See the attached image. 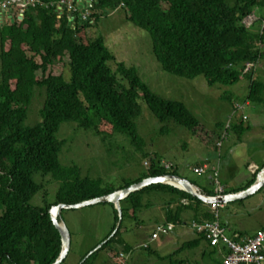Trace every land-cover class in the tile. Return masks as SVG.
Masks as SVG:
<instances>
[{
  "label": "trees",
  "instance_id": "16d2710c",
  "mask_svg": "<svg viewBox=\"0 0 264 264\" xmlns=\"http://www.w3.org/2000/svg\"><path fill=\"white\" fill-rule=\"evenodd\" d=\"M41 1L42 5L29 7L20 19L12 14L11 21L0 23V264H50L55 260L61 243L50 219L52 206L101 196L147 176L177 174L163 169L160 162L164 158L159 154L141 150L143 143L136 126L140 102L160 122L170 119L192 131L199 124L181 101L156 94L133 66L117 60L102 34L89 33L106 12L122 8L129 22L148 33L151 52L162 70L185 78L202 75L208 85H232L241 77L247 78L245 100L261 102L264 97V80L252 76L254 66L264 59V27L252 28L264 19V0H96L88 7L87 20L73 23L68 21L67 11L58 16L55 6L48 4L57 0ZM254 7L258 8L257 20L246 27L241 20ZM77 11L76 7L74 17ZM247 63L252 65L245 70ZM55 65H61V72L52 71ZM34 87L43 88L45 93L40 120L25 126ZM65 121L101 137L124 135L147 158L145 171L132 179L123 178L118 185L80 178L76 165L61 166L58 160L61 141L55 133ZM105 126L110 132L103 129ZM231 129L242 134L246 127L236 123ZM217 141L219 137L214 145ZM36 173L54 178L58 186L54 199L33 205L30 200L42 187L34 179ZM149 191L169 192L177 198L173 209L168 207L171 200L165 203L162 225L171 222L174 227V223L183 222L184 209L191 216L189 228L192 220L212 219L208 203L172 185L151 183L119 200L120 218L113 204L104 202L112 207V219L118 226L77 264H95L97 251L104 246L114 249L112 245L119 242L121 217L135 218L138 210L148 206L141 194ZM199 192L214 194L203 188ZM60 217L61 212L57 220ZM194 232L197 237L183 242L178 250L205 240ZM233 232L243 234L228 231ZM180 263L175 260L171 264Z\"/></svg>",
  "mask_w": 264,
  "mask_h": 264
},
{
  "label": "rangeland",
  "instance_id": "374dc122",
  "mask_svg": "<svg viewBox=\"0 0 264 264\" xmlns=\"http://www.w3.org/2000/svg\"><path fill=\"white\" fill-rule=\"evenodd\" d=\"M75 4L78 6L77 0ZM88 7L84 6L83 11H87ZM252 13L255 16L252 21L254 23L257 20V13L253 10L249 14ZM4 14H8V17L12 15L1 12L0 23L12 20V17L6 20ZM16 16L17 19L21 17V15ZM256 27H264V21L255 23L252 28ZM89 33L102 34L106 46L117 60L127 66H133L141 79L156 94L181 101L199 121L193 131L170 119L160 122L146 105L140 102V113L136 118V126L143 143L141 150L151 155L159 154L164 158L160 162L163 169L173 170L209 192H212L215 187L213 176H216V180L223 187V192L217 196L228 191H238L247 186L250 179L255 177L253 174L256 175L264 163V97L261 102L245 100L249 84L247 78L241 77L232 85L224 86L218 83L208 85L202 75L185 78L162 70L151 52L148 33L129 22L122 8L108 11L99 17L96 27ZM251 65L247 63L245 70ZM111 66L114 67V63L111 62ZM254 67L252 76L264 80V59H260ZM52 71L61 72V65L53 66ZM40 75V71H36V76L40 77ZM66 76L68 77V73ZM44 95L43 88L34 87L26 111L25 126L33 125L40 120L39 109L42 106ZM235 102H246V104L243 105L241 111L237 112L233 107ZM240 113L245 114L247 118L241 119ZM236 123L245 127L247 125L249 131L242 134L234 132L231 127ZM103 129L110 132L106 126ZM223 131H225V138L221 134ZM55 136L61 141L58 152L61 166L76 165L80 178L100 179L103 185H118L125 178L132 179L140 176L148 164L147 158L141 156L134 144L128 142L124 135L101 137L93 134L91 130L78 127L73 121H65L59 125ZM218 137L219 141L215 143L218 148L216 149L214 142ZM221 144H223L222 147H220ZM219 152H222L221 157L219 158L218 154L216 160L214 157ZM162 162L171 166L165 168ZM198 162H208L207 167L201 173L192 170L194 166H204L193 165ZM213 162L215 167L210 169V163ZM248 162H253L250 164L256 167L254 171L249 170ZM227 163L228 166H225ZM208 173L210 180L207 179ZM39 175V173L34 174V179L41 183L42 187L31 198L30 203L33 205L41 204L42 200L54 199V192L58 186L54 178ZM209 196L216 197V194L214 192ZM162 199V194L154 191L141 194L142 202L149 203L148 206L152 202H163V204L167 202ZM180 201L185 203V199ZM217 203L221 206L215 208L216 214L209 209L211 203H208V210L212 215L210 220L218 218L230 229L240 228L245 232H252L264 223V181L251 194L225 203ZM109 205V203L97 202L60 211L59 220L69 231L70 246L65 258L59 264H77L83 254L88 255L91 251H95L97 245L99 246L116 229L117 222H113ZM52 207L49 209L51 213L55 209ZM127 216L121 217L120 230L131 223L132 229L127 230L124 238L134 242L139 241V243L125 247V243L122 245L120 231H118L119 242L112 245L113 250L109 246H104L103 250L97 251L96 255H93L95 264H171L181 257L186 258V264H221L224 252L218 251L217 248L204 253H196L194 247L173 252L172 250L176 249L180 243L175 245L174 241L163 242L158 244L156 249L152 248L151 245L161 237L149 243V248L148 246L140 247L142 241L148 240L154 227L162 225V222L155 223L153 226L151 224L156 220L161 221L162 218L159 214H155L152 206L147 209L141 208L135 213V218ZM136 225L138 227L135 229ZM170 251L171 254L167 255ZM120 252L125 254L120 258L121 260L115 258ZM162 253L165 257L160 260L158 256ZM166 258L169 260L167 261Z\"/></svg>",
  "mask_w": 264,
  "mask_h": 264
},
{
  "label": "built area",
  "instance_id": "2783aa9c",
  "mask_svg": "<svg viewBox=\"0 0 264 264\" xmlns=\"http://www.w3.org/2000/svg\"><path fill=\"white\" fill-rule=\"evenodd\" d=\"M63 3L64 0L49 2L50 5L55 6L58 13L63 7L66 9H74L72 4L73 0H68V2L61 8L60 6ZM41 4H43L41 0H0V13L9 12L20 16L29 7H35L36 5ZM254 10L257 11L258 8L254 7ZM85 14L88 15L87 12H84L81 16ZM253 19H255V16L252 13L246 15L241 22L248 27ZM262 21H264V19H262ZM243 105L244 103L235 102L233 106L234 110L237 112L241 111ZM239 116L243 119L246 118L243 113H240ZM162 164L166 168L169 166L166 162H162ZM248 167L251 172L256 168L253 164H250ZM204 168L205 166H194L192 167V170L196 173H201L204 171ZM213 180L215 183L214 192L216 195H219L223 192V187L216 180V176H213ZM220 206L221 204L214 202L209 205V209L216 214L215 208ZM189 226L197 233L202 234L210 246L216 247L220 252H224L222 254L221 264H264V226L251 235H240L236 232L229 234L228 228L223 225L218 218L210 222L192 220L189 223ZM171 227L172 224H167L165 226L157 225L151 234V239L155 238L158 233H165ZM221 246L224 247V249H222Z\"/></svg>",
  "mask_w": 264,
  "mask_h": 264
},
{
  "label": "water",
  "instance_id": "95a60500",
  "mask_svg": "<svg viewBox=\"0 0 264 264\" xmlns=\"http://www.w3.org/2000/svg\"><path fill=\"white\" fill-rule=\"evenodd\" d=\"M95 1L96 0H77L78 7H80L82 10L85 5L91 6L92 2H95ZM263 170H264V165L261 168H259L252 183H250L247 187L241 190H238V191L227 192L216 199L210 198L209 196L198 192L197 187L193 183H191L188 179L180 175L173 174V173H162L156 176H147L145 178H142L138 182L131 183L127 187L114 190L110 193L103 194L101 196L85 199V200L72 203V204L58 203L53 206L56 208V214L52 215L51 211H49V214H50V219L52 221L53 226L56 228V230L59 233L61 244H60L59 254L55 258V260L50 264H59L65 258L69 250V245H70L69 231L67 230V228L65 227L62 221L57 220V216L59 215L61 209L78 208L84 205L94 204L97 202H110L114 205V208L117 211V216L118 218H120L121 212H120V206H119V199L151 183L171 184L175 186L176 188L182 189L183 191L197 197L198 199L206 203L213 202L215 200L218 202H227V201H231L234 199L242 198L256 191V189L264 181V173L261 174Z\"/></svg>",
  "mask_w": 264,
  "mask_h": 264
},
{
  "label": "crops",
  "instance_id": "0c3cea01",
  "mask_svg": "<svg viewBox=\"0 0 264 264\" xmlns=\"http://www.w3.org/2000/svg\"><path fill=\"white\" fill-rule=\"evenodd\" d=\"M8 16V14L6 15V17ZM250 102V101H249ZM245 115V114H244ZM246 116V115H245ZM246 118H247V116H246ZM246 131H249V127L246 125V130L243 132V133H245ZM252 141V140H251ZM223 146V144H221V146L220 147H222ZM218 149V148H217ZM218 154H219V158L221 157V154H222V152H219V153H217V155L214 157L216 160H217V158H218ZM250 163H253V162H248L247 164H250ZM255 164V163H254ZM264 164V163H263ZM193 165H204L205 167H207V165H208V162H198V163H195V164H193ZM215 167V163L213 162V163H210V169L212 168V167ZM225 166H228V163L225 165ZM251 173V172H250ZM252 174V173H251ZM207 179L208 180H210L211 178H210V175H209V173H208V175H207ZM195 185V184H194ZM196 187H197V189L200 191V189H202V188H200V187H198L197 185H195ZM213 191H214V189H213ZM162 194V197H163V199L162 200H166V201H170L169 203H168V207L169 208H171V209H173V208H175L176 206H177V198L175 197V194H173V193H169V192H162L161 193ZM158 197H160V196H158ZM158 198H156V200H157ZM157 201H159V200H157ZM167 203V202H166ZM110 206V205H109ZM150 206H152V208L154 209V212H155V214H159L160 215V217L162 218V220L161 221H157L156 220V222H154V223H152L151 225L153 226V224H158V223H163L164 221H165V203L163 204V202L161 203V202H152L151 203V205ZM150 206H145L144 208H142V209H147L148 207H150ZM110 211H112V207L110 206ZM138 211H140V210H138ZM181 216H182V218H183V222H180V223H174V227L171 229V230H167L165 233H161L158 237H161V238H159L155 243H153L152 245H151V247L152 248H154V249H156V247L158 246V244H162L163 242H170V241H174V243H175V245H178V243H179V245H178V247L183 243V242H185V241H190V240H193V239H195L196 237H197V234L191 229V228H189V227H187V223H188V221L191 219V216H190V213H189V211L188 210H185L184 209V211H182L181 212ZM145 220V219H144ZM142 221H143V219H142ZM139 222H140V220H139ZM138 222V223H139ZM224 225V224H223ZM225 226L227 227V225L225 224ZM264 226V223H262L261 224V226L259 227V228H257V229H255L254 231H252V232H245L244 230H241L240 228H232L233 230H235V231H240V232H242L243 234H240V235H251L252 233H254L256 230H258V229H260V228H262ZM136 227H138V225H136L135 226V229H136ZM175 227H177L176 229H174ZM228 228V230H230V228L229 227H227ZM131 223H129V225H127V226H124L121 230H120V234H119V236H120V239H121V241H122V245L124 244V246L125 247H128L129 245H133V244H137V243H139V241L138 242H134V241H130V240H128V239H125L124 237H125V234H127V230H130L131 231ZM135 229H133V230H135ZM134 232V231H133ZM152 232V231H151ZM150 232V233H151ZM150 235V234H149ZM147 237V235L145 236V238ZM157 237V238H158ZM124 238V239H123ZM144 238V239H145ZM147 239H149V236H148V238ZM156 240V239H155ZM154 240V241H155ZM142 241V240H141ZM142 242H145V241H142ZM141 242V243H142ZM153 242V241H152ZM151 243V242H150ZM148 247H149V245H148ZM178 247L176 248V249H173L172 251L173 252H176V251H183V249H181V250H178ZM185 249H187V248H185ZM194 249H195V252L197 253H204L205 251H208V252H210V250L212 249L210 246H208L207 245V243H206V241L205 240H201L199 243H197L195 246H194ZM172 252V253H173ZM168 254H171V251L170 252H168L167 253V255ZM200 255H203V254H200ZM159 258H160V260H161V258L162 257H165V255H164V253H162V254H160L159 256H158ZM166 260L168 261L169 259L168 258H166ZM176 260H179V261H181V263L180 264H186V258H184V257H181V259H176Z\"/></svg>",
  "mask_w": 264,
  "mask_h": 264
},
{
  "label": "bare ground",
  "instance_id": "6f19581e",
  "mask_svg": "<svg viewBox=\"0 0 264 264\" xmlns=\"http://www.w3.org/2000/svg\"><path fill=\"white\" fill-rule=\"evenodd\" d=\"M68 2V0H64V3L60 6L61 8L66 4ZM49 4V3H48ZM50 5V4H49ZM86 6V5H85ZM76 7H77V9H78V11H77V16L76 17H74V15H73V12H74V10L76 9ZM67 11L68 12V21L69 22H74V20H77L78 22H80V21H85V20H87V18H88V16L89 15H87V14H85V15H82L81 16V14L82 13H84V12H87L88 14H89V10H85V11H83L82 9H80L76 4H75V6H74V9H66L65 7H63L60 11H59V13H58V16L59 15H61V13H62V11ZM244 104H246V102L244 103ZM240 118H241V116H240ZM241 119H243V118H241ZM225 127H226V125H225ZM224 132V133H223ZM221 134H222V137L223 138H225V131H223ZM171 165H169L167 168H169ZM166 168V167H165ZM254 173V172H253ZM262 173H264V170H263V172H261V174ZM169 185H171V184H169ZM173 186V185H172ZM175 187V186H174ZM179 189V188H178ZM180 190H182V189H180ZM197 191H198V189H197ZM199 192V191H198ZM201 193V192H200ZM225 194V193H224ZM207 196H209V195H207ZM222 196V195H221ZM126 197V196H125ZM210 198H213V199H216V198H218V197H220V196H217L216 195V197L215 196H209ZM124 198V197H123ZM122 199V198H121ZM120 200V199H119ZM214 202H218V201H213V202H209V203H214ZM110 203V202H109ZM220 203H225V202H220ZM114 206V205H113ZM120 206V205H119ZM53 208H55V207H53ZM56 209V208H55ZM53 210V212H52V215H55L56 214V210ZM52 210V209H51ZM210 221H213V220H209V221H207V222H210ZM191 222V221H190ZM168 224V223H167ZM166 224V225H167ZM117 226H118V223H117ZM117 226H116V228H117ZM165 226V225H164ZM172 227H173V223H172ZM171 227V228H172ZM155 228H156V226H155ZM155 228H154V230H155ZM191 228V227H190ZM153 230V231H154ZM169 230V229H168ZM153 231L151 232V234L153 233ZM151 234H150V236H149V239L147 240V241H145V242H142L139 246L140 247H146V246H148L149 245V243L150 242H152V241H154L157 237H158V234H157V236L155 237V238H153V239H151ZM70 235V234H69ZM100 245L101 244H99V246L97 245V248L98 247H100ZM96 248V249H97ZM95 249V250H96ZM90 253H92V251L90 252ZM89 253V254H90ZM125 256V254L124 253H119V254H117V257H115V258H117V259H119V260H121L120 258L121 257H124Z\"/></svg>",
  "mask_w": 264,
  "mask_h": 264
},
{
  "label": "clouds",
  "instance_id": "9594fccd",
  "mask_svg": "<svg viewBox=\"0 0 264 264\" xmlns=\"http://www.w3.org/2000/svg\"><path fill=\"white\" fill-rule=\"evenodd\" d=\"M253 10H254V9H253ZM253 10H252V11H253ZM257 11H258V10H257ZM257 11H256V13H257ZM8 13H9V12H8ZM10 14H11V13H10ZM257 17H258V15H257Z\"/></svg>",
  "mask_w": 264,
  "mask_h": 264
}]
</instances>
